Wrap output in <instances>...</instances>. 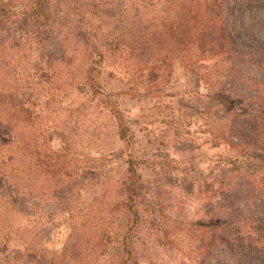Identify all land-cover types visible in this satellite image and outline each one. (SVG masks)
I'll list each match as a JSON object with an SVG mask.
<instances>
[{
    "label": "rangeland",
    "instance_id": "rangeland-1",
    "mask_svg": "<svg viewBox=\"0 0 264 264\" xmlns=\"http://www.w3.org/2000/svg\"><path fill=\"white\" fill-rule=\"evenodd\" d=\"M256 3H236L244 25ZM4 5L17 14L0 19V264H115L123 237L141 264H264V228L251 227L264 226V169L227 142L241 140L236 110L264 100L258 53L238 81L222 61L207 85L203 70L164 60L153 32L175 12L168 0ZM212 86L235 87L233 109ZM262 131L242 140L248 152ZM129 159L141 205L127 224Z\"/></svg>",
    "mask_w": 264,
    "mask_h": 264
},
{
    "label": "trees",
    "instance_id": "trees-1",
    "mask_svg": "<svg viewBox=\"0 0 264 264\" xmlns=\"http://www.w3.org/2000/svg\"><path fill=\"white\" fill-rule=\"evenodd\" d=\"M45 0H31V4L41 8ZM257 3L254 5L256 14L262 15V18L258 17V21L244 25V19L241 20L239 16L243 13L244 5L237 7L238 0H168V8L171 10L175 9L173 15L168 14L167 19L162 21V27H159L157 31H162L163 36L159 43L160 48H164V60L172 61L177 60L181 62L184 67L197 68L203 70L202 78L204 83L210 85L214 82L210 81L212 74H218V69L222 61L229 62L230 65L225 67V70L221 74H225L224 78L229 79L228 72H232L230 75V84L233 81H238L240 73V63L243 56H252L254 53H258L264 60V0H255ZM229 2L233 3L228 5ZM8 5L0 8V19H10L11 15H16L15 11H11ZM262 12V13H261ZM252 18V15L250 16ZM247 25L255 27L256 38L252 34L248 33ZM244 35H248V38H252V43H246L241 41ZM155 37V36H154ZM153 39V38H152ZM246 39V38H244ZM89 40V38H87ZM171 40V41H170ZM168 42V43H167ZM253 44V45H252ZM246 46H249L244 51ZM102 46L100 45V48ZM166 48V49H165ZM253 52V53H252ZM206 60L210 64L202 63ZM257 60V59H256ZM233 61H237L236 64H232ZM214 70L210 73L206 70ZM227 75V76H226ZM217 76V80H218ZM219 84L227 85L223 83L222 79L219 80ZM264 84V83H263ZM213 91L215 101L222 104L226 110L234 108L235 98L231 92H235V87L226 88L227 94H224L222 90H218L216 86L209 87ZM231 88V89H230ZM255 99V96L248 97V100ZM264 99V96H263ZM240 116L236 117L237 114H232L236 117L232 123L228 125L230 128H234L231 132L240 134V141H232L230 137L227 142L231 141V145L239 151L240 154L246 161L251 162L257 166L258 171L264 169V143L258 142L257 149L254 153L248 152L246 146L242 143L245 140L249 143L257 142V137L263 133L261 126H264V100H260L259 103L251 101L246 104V108L239 112ZM237 120H243L244 127L238 124ZM239 127H236V126ZM242 128V130H241ZM125 127L122 128L121 136H125ZM230 130L228 133H230ZM255 133L256 137L251 133ZM215 136V134H214ZM219 139V137H217ZM215 138V140L217 139ZM130 139V138H129ZM260 143V144H259ZM241 147L245 149L241 150ZM243 159V161H245ZM249 159V160H247ZM136 164L133 159H129V168L127 172L126 181L124 183L123 194L124 202H122L121 209L126 210L128 214L127 224L130 223L129 215L131 214L134 218L138 217L139 206L141 205V186L139 182L138 174L135 169ZM264 184V177L261 179ZM138 222V221H137ZM251 223L252 228H256L257 231L264 228L260 223ZM131 232L128 230V233ZM127 237H123L120 252L116 258L115 264H141L133 254L135 244H131ZM232 249V245L227 243ZM253 245H248V249ZM247 251V250H246ZM243 253V252H242ZM45 264V263H43Z\"/></svg>",
    "mask_w": 264,
    "mask_h": 264
}]
</instances>
